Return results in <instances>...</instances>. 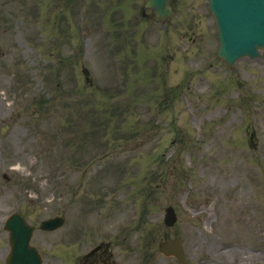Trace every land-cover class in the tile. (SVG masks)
Listing matches in <instances>:
<instances>
[{
    "label": "rangeland",
    "instance_id": "obj_1",
    "mask_svg": "<svg viewBox=\"0 0 264 264\" xmlns=\"http://www.w3.org/2000/svg\"><path fill=\"white\" fill-rule=\"evenodd\" d=\"M144 2L0 0V195L30 217L72 196L75 253L112 233L177 264L158 244L179 235L187 264H264V60L216 57L207 0L164 24Z\"/></svg>",
    "mask_w": 264,
    "mask_h": 264
},
{
    "label": "water",
    "instance_id": "obj_2",
    "mask_svg": "<svg viewBox=\"0 0 264 264\" xmlns=\"http://www.w3.org/2000/svg\"><path fill=\"white\" fill-rule=\"evenodd\" d=\"M147 7L153 9V18L164 20L171 12L168 0H148ZM209 8L215 15L220 46L217 55L231 64L243 55L250 57L263 49L264 57V0H209ZM172 209L166 215L165 222L174 220ZM161 250L174 254L180 264H184V255L179 239L164 242Z\"/></svg>",
    "mask_w": 264,
    "mask_h": 264
},
{
    "label": "flooded vegetation",
    "instance_id": "obj_3",
    "mask_svg": "<svg viewBox=\"0 0 264 264\" xmlns=\"http://www.w3.org/2000/svg\"><path fill=\"white\" fill-rule=\"evenodd\" d=\"M31 238V242H32ZM44 244L48 245L49 247H53L55 245H68L72 243V230L69 229L67 231L66 238L63 237L54 238V239H44ZM10 239H9V231L6 229H3L1 232L0 237V264H6L5 262V256L8 254L10 250L9 245ZM111 255L105 254V249L100 250V248L96 251H94L91 254L85 255L84 259L87 264H117L115 261H112L110 259ZM45 264H55L54 257L51 255L47 256V260ZM66 264H68V260L66 261Z\"/></svg>",
    "mask_w": 264,
    "mask_h": 264
}]
</instances>
